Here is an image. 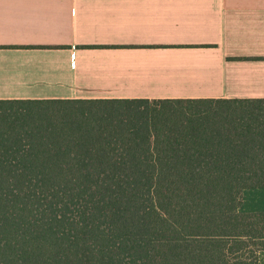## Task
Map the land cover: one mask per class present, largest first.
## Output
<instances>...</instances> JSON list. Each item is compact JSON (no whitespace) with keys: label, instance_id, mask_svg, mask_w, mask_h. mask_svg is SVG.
<instances>
[{"label":"trees","instance_id":"16d2710c","mask_svg":"<svg viewBox=\"0 0 264 264\" xmlns=\"http://www.w3.org/2000/svg\"><path fill=\"white\" fill-rule=\"evenodd\" d=\"M264 99L0 100V264H260Z\"/></svg>","mask_w":264,"mask_h":264},{"label":"crops","instance_id":"0c3cea01","mask_svg":"<svg viewBox=\"0 0 264 264\" xmlns=\"http://www.w3.org/2000/svg\"><path fill=\"white\" fill-rule=\"evenodd\" d=\"M264 99V0H0V100Z\"/></svg>","mask_w":264,"mask_h":264},{"label":"rangeland","instance_id":"374dc122","mask_svg":"<svg viewBox=\"0 0 264 264\" xmlns=\"http://www.w3.org/2000/svg\"><path fill=\"white\" fill-rule=\"evenodd\" d=\"M247 203H261L264 200V193H257V194H247L246 195ZM260 264H264V253L261 255Z\"/></svg>","mask_w":264,"mask_h":264}]
</instances>
